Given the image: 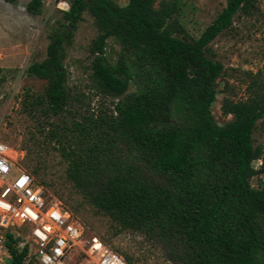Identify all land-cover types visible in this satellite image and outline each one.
Masks as SVG:
<instances>
[{
	"label": "trees",
	"instance_id": "16d2710c",
	"mask_svg": "<svg viewBox=\"0 0 264 264\" xmlns=\"http://www.w3.org/2000/svg\"><path fill=\"white\" fill-rule=\"evenodd\" d=\"M44 1L30 0L28 11L42 15ZM157 2L72 0L62 20L49 24L47 57L25 71L46 81L45 89L26 90L21 102L49 132L21 147L23 166L51 186L46 178L57 177L50 164L54 146L68 165L63 184L73 189L64 206L78 218L88 210L108 220L104 243L140 236L171 264H264V183L252 185L264 174V164L255 167L264 150L254 139L264 119V80L253 79L245 100H224L223 115L232 119L220 125L213 106L224 66L209 48L257 0H227L197 39L180 28L177 0L156 8ZM87 12L98 30L90 48L91 82L114 101L98 115L77 106L65 65L70 26L76 30ZM110 39L122 46L116 63L107 57ZM6 238L9 263L25 264L30 244L20 248L22 239L11 230ZM120 253L127 264L140 261Z\"/></svg>",
	"mask_w": 264,
	"mask_h": 264
},
{
	"label": "rangeland",
	"instance_id": "374dc122",
	"mask_svg": "<svg viewBox=\"0 0 264 264\" xmlns=\"http://www.w3.org/2000/svg\"><path fill=\"white\" fill-rule=\"evenodd\" d=\"M113 1L120 6H126L129 2ZM161 1L158 0L156 8ZM29 2L30 0H18L17 3L11 4L0 0V135L4 141L18 148L24 146L28 138L35 135L41 137L49 132L41 128L38 117L22 110L24 92L29 89L39 94L46 86V81L29 78L25 71L33 62H41L47 57V47L50 43L49 24L62 20L63 13L69 10L72 0H45L44 12L40 16L28 11ZM177 3L178 11L175 17L180 28L186 35L197 39L226 7L227 0H177ZM71 31L74 33L73 43L67 49L65 65L69 72L70 86L81 101L76 103L77 106H82L94 115L112 110L113 99L97 93L90 78V48L98 36L93 17L88 12L85 13L76 30L71 28ZM209 48L213 58L224 66L218 99L213 106L216 121L223 125L232 119L231 116L223 115L224 100H245L253 79L258 76L264 80V0H257L256 7L250 13L240 11L235 16L232 27L218 36ZM121 51L122 46L117 40L108 41L107 57L111 63L117 62ZM134 90L132 86L130 91ZM254 139L255 144L261 145L264 150V119L258 123ZM54 148L50 147V151L56 154L50 164L57 177L55 180L46 178V182L51 185L46 187L47 196H53L64 204L73 189L70 185L65 187L63 184L68 165L57 156ZM263 164L264 155L262 160L255 163V167L259 169ZM262 183L264 174L252 180L255 188ZM54 184L57 185L53 186ZM60 196H63V199H60ZM87 212L89 211L81 210L79 215L80 221L87 228L86 239L90 240L94 236L100 239L109 237L110 222L92 214L91 211ZM16 235L22 239L19 247L23 248L24 242L28 240L27 232L20 231V234ZM104 244L123 258L120 252H126L129 256L135 255V258L140 259L135 260L136 264H171L166 261L159 247L147 243L140 236L121 235ZM139 247H142V252ZM8 255L6 263L10 264L11 256ZM25 264L40 263L33 253L31 260Z\"/></svg>",
	"mask_w": 264,
	"mask_h": 264
},
{
	"label": "built area",
	"instance_id": "2783aa9c",
	"mask_svg": "<svg viewBox=\"0 0 264 264\" xmlns=\"http://www.w3.org/2000/svg\"><path fill=\"white\" fill-rule=\"evenodd\" d=\"M26 152L0 135V264H7L6 233L27 232L40 264H127L97 236L86 239V226L63 202L47 196L23 166ZM22 163V164H21Z\"/></svg>",
	"mask_w": 264,
	"mask_h": 264
},
{
	"label": "water",
	"instance_id": "95a60500",
	"mask_svg": "<svg viewBox=\"0 0 264 264\" xmlns=\"http://www.w3.org/2000/svg\"><path fill=\"white\" fill-rule=\"evenodd\" d=\"M70 27L72 28V26H70ZM71 28H70V29H71Z\"/></svg>",
	"mask_w": 264,
	"mask_h": 264
}]
</instances>
